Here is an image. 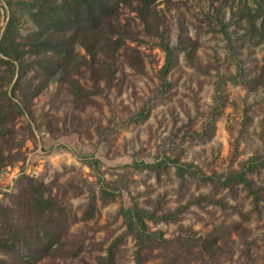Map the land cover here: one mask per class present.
<instances>
[{
  "label": "rangeland",
  "instance_id": "374dc122",
  "mask_svg": "<svg viewBox=\"0 0 264 264\" xmlns=\"http://www.w3.org/2000/svg\"><path fill=\"white\" fill-rule=\"evenodd\" d=\"M42 3L0 0V46L6 33V45L24 50L25 65L0 61V109L11 112L0 129V233L60 222L59 241L36 264H103L126 229L121 206L163 212L208 195L225 205L191 204L177 219H148V226L168 238L209 237L217 228L215 251L176 242L146 249L143 264H264V167L248 172L261 189L256 208L242 185L230 189L191 175L181 183L171 160L193 162L209 175L264 156V0H155L148 23L124 6V44L89 65L74 63L69 80L48 79L39 65L46 54L29 51L38 30L32 13ZM161 39L182 42L166 88ZM75 52L90 62L83 46ZM239 60L244 72L235 80ZM211 115V136L192 138ZM102 189L114 198L104 201ZM39 191L53 197L52 215L26 205ZM245 239L252 242L248 258ZM135 248L133 236L121 239L115 264H133Z\"/></svg>",
  "mask_w": 264,
  "mask_h": 264
},
{
  "label": "trees",
  "instance_id": "16d2710c",
  "mask_svg": "<svg viewBox=\"0 0 264 264\" xmlns=\"http://www.w3.org/2000/svg\"><path fill=\"white\" fill-rule=\"evenodd\" d=\"M154 2L155 0H43V3L32 13L38 30L31 37L32 41L29 42V51L35 54H46L43 61L39 60V65L42 72L48 76V79H50L49 77L63 78L66 75L67 78H64L69 80L68 76L72 75L71 68L74 63L89 65L94 63L99 53H114L124 44L128 30L120 26L122 7H129L137 12L145 23H148V19L152 15V4ZM5 39L6 33L0 46L2 56L0 61L10 65L12 68L15 67V62H17L19 69L24 68V50L20 49L18 43L6 45ZM76 44L84 47L89 55L90 62H88L87 57H81L75 52ZM160 44L166 53L165 64L161 71L164 82L162 86L165 84L166 88V85L169 84L167 74L174 61V50L175 48H180L182 42L180 41L176 47V45L171 46L167 41L161 39ZM192 46L190 44L188 48ZM78 56L79 58L81 57L80 61H78ZM82 59L83 61H81ZM240 62L239 60V71L236 74V78L234 77L235 80H239L244 72ZM90 66L94 68L93 65ZM94 80L97 81L98 79L95 78ZM75 94L77 96V92ZM222 104L221 102L219 106ZM15 106L18 112H22L18 105L13 103L10 105L11 108H15ZM10 114L11 112L8 110L0 109V129L5 126ZM246 119H248L247 115ZM213 120H215L214 116L211 115V119L207 120L205 124V127L208 124L207 128L203 131H193L192 138L206 139L209 132L211 136L214 129ZM171 160L175 165V172L180 177L181 183L188 175H191L203 181L216 182L218 185L230 189H234L237 185H242L252 195L255 207H259L261 189L254 185L248 176V172L264 167L263 155H252L244 161L240 168L230 169L223 174L213 173L209 175L205 174L193 162L180 161L178 158ZM158 163H164V159H161ZM102 193L105 196L103 197L104 201L113 199L115 196L114 192L107 189H102ZM34 194L31 195V202L27 200L26 205L35 206L34 209L37 210L38 214L48 213L52 215L51 209L54 199L50 193L45 195L42 191H39ZM95 197L96 195L92 193L89 204L94 205ZM204 201L225 205L222 199L201 195L190 198L175 209H168L163 212H158L157 209L148 210L138 205L121 206L118 212L125 221L126 229L111 242L103 264H115V247L127 235H131L135 239L136 248L133 264H143V252L146 249L153 250L154 247L166 249L176 242L187 249L198 248L201 253L204 250L214 252V245H219V237L216 233L217 228L209 237L179 232L174 237L168 238L162 230H151L148 226V219L156 223L175 220L191 204H201ZM39 224L43 229L42 231L29 232L30 228L11 226L14 229H7L8 233H0V264H36L40 258L51 250L54 244L59 241L61 235L60 222L57 224L52 222V220H47L45 223ZM6 226L10 225L6 223ZM244 243L245 254L247 258L251 257L252 242L245 239ZM166 261L169 262L167 259Z\"/></svg>",
  "mask_w": 264,
  "mask_h": 264
}]
</instances>
